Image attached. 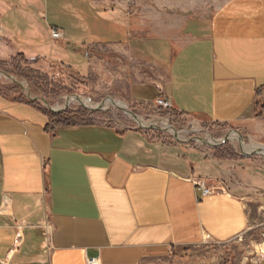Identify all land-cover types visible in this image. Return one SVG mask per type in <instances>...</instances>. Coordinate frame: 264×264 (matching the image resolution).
Segmentation results:
<instances>
[{
	"label": "crops",
	"instance_id": "crops-1",
	"mask_svg": "<svg viewBox=\"0 0 264 264\" xmlns=\"http://www.w3.org/2000/svg\"><path fill=\"white\" fill-rule=\"evenodd\" d=\"M9 1L0 2L2 38L37 60L44 29H14ZM55 1L48 25L72 42L93 13L84 0ZM183 34L181 45L155 43L171 57L150 97L203 125L264 133V0H228ZM48 125L40 107L0 92V264H143L264 227L263 167L179 155L103 125ZM195 181L215 194L203 197Z\"/></svg>",
	"mask_w": 264,
	"mask_h": 264
},
{
	"label": "rangeland",
	"instance_id": "rangeland-1",
	"mask_svg": "<svg viewBox=\"0 0 264 264\" xmlns=\"http://www.w3.org/2000/svg\"><path fill=\"white\" fill-rule=\"evenodd\" d=\"M5 1H0L3 6ZM84 1L86 12L91 11L93 18L88 19V29L72 33V38L69 37L72 42H68L64 35L57 42L50 37L52 27L48 24L58 14L55 0H46L49 19L43 10V0L9 1L8 8L14 14V29H38L39 25L44 29V42L48 44L38 51L31 47L33 52H39V58L32 60L15 54L0 33V51L4 52L0 55V70L21 82L26 90L0 75V92L15 100L34 103L27 99L26 95L30 93L32 98L47 102L48 106L35 102L47 111L49 108L64 109L68 98L75 96L92 104L89 108L105 103L101 112H92L85 109L82 102L71 101L67 111L75 120L103 125L117 133L140 134L145 142L160 150L231 163L251 162L248 165L264 168V153L251 157L242 153V149L251 154L264 146V133L239 131L243 137L242 149L238 138L213 148L201 141L217 145L238 130L197 123L172 110L158 108L155 97H150V87L162 89L171 57L166 54L165 47H158L155 43L181 45L188 22L210 19L228 0ZM63 24L65 31L73 32L71 24L65 21ZM60 59L64 61L63 65L59 64ZM109 99L122 103L147 125L163 129L164 125H169L185 143L177 142L171 132L140 129L122 110L106 105L111 102ZM84 110L93 114H85ZM263 255L264 227L246 232L229 243L209 242L178 257L143 264H261Z\"/></svg>",
	"mask_w": 264,
	"mask_h": 264
},
{
	"label": "water",
	"instance_id": "water-1",
	"mask_svg": "<svg viewBox=\"0 0 264 264\" xmlns=\"http://www.w3.org/2000/svg\"><path fill=\"white\" fill-rule=\"evenodd\" d=\"M0 75H1V76H4V77L7 78L8 80H10V81H12L13 83H15L16 85L20 86L24 91H26L25 88H24V86H23V84H22L21 82L17 81L13 76H11V75H9V74H7V73L1 71V70H0ZM26 96H27V99H28L29 101H31V102H41V103H43V105L48 106L47 102H46L44 99L32 98L31 95H30V93H28ZM74 98L77 99V100H81V98H80V97H77V96H75ZM71 99H72L71 97L68 98V100H67V102H66V104H65V108H64V109H62V110H55V109L49 108V111L52 112V113H56V114H57V113H63V112H65V111H67L68 108H69V106H70ZM109 101H111V102L113 103V105H116V102L113 101L112 99H109ZM104 105H105V103H102V104H100V105H99L98 107H96V108H89V107H87V106H85V105H82V106H83L85 109H88V110H90V111H92V112H101V111L103 110V108H104ZM115 108H116V107H115ZM117 108L120 109V110H122V111H123L126 115H128V116H129V117H130L135 123L138 124V121L141 120L137 115H135V114L132 113L131 111L127 110L126 108H122V107H117ZM138 126H139V128L142 129V130H148V131H150V130H158V131H165V132H168V129H163V128H161V127H158L157 125H147V124H146V126H143V125H139V124H138ZM170 128H171L172 131L174 132V138L176 139V141L179 142V143H181V144L185 143L184 141H181V140H180V138H179V133H178L177 131H175V129H173L172 127H170ZM235 133L239 136V139H240V145H241V149H242V148H243V137H242L241 133H239L238 131H235ZM229 140H230V139H229V136H227V137H225V138L223 139L222 143L217 144V145H213V144H210V143H206V142L203 141V140H202L201 142H202V143H205L206 145H208V146H210V147L215 148V147L222 146L224 143H226V142L229 141ZM189 142H190V141H189ZM242 153H243V155L246 156V157H251V156H256V155H258V153H255V152H252L251 154H246V153L243 151V149H242Z\"/></svg>",
	"mask_w": 264,
	"mask_h": 264
},
{
	"label": "built area",
	"instance_id": "built-area-1",
	"mask_svg": "<svg viewBox=\"0 0 264 264\" xmlns=\"http://www.w3.org/2000/svg\"><path fill=\"white\" fill-rule=\"evenodd\" d=\"M50 37L54 42L60 41L63 39V32L59 28L52 27V29L50 30ZM156 104H157L158 108H161L164 110H169V111L173 110L171 103L165 99H158L156 101ZM194 184L197 188L200 189L203 197H208L210 195L215 194V191L209 190L206 188V185L204 182L195 181ZM46 238H47V243H48L46 250H47V252H51L52 247H51V240H50V227L48 225L46 226ZM21 242H22V238L18 237V239L15 242L16 247L19 246L21 244ZM209 242H212V241H211L210 236H207L205 238L204 244L209 243ZM262 257L264 259V255ZM87 264H98V262L96 260H87Z\"/></svg>",
	"mask_w": 264,
	"mask_h": 264
},
{
	"label": "trees",
	"instance_id": "trees-1",
	"mask_svg": "<svg viewBox=\"0 0 264 264\" xmlns=\"http://www.w3.org/2000/svg\"><path fill=\"white\" fill-rule=\"evenodd\" d=\"M32 104H35V102ZM257 108H259V116L261 117L264 116V102L263 101L257 103ZM42 110L49 119V125L47 129L50 132H55L58 129H62V128H77V127L94 125L91 123H86L85 121L75 120L74 118H72L71 113H69L68 111L56 114V113L47 111L45 109H42ZM84 113L90 114V115L93 114L88 110H84ZM175 257H178V256H175Z\"/></svg>",
	"mask_w": 264,
	"mask_h": 264
},
{
	"label": "bare ground",
	"instance_id": "bare-ground-1",
	"mask_svg": "<svg viewBox=\"0 0 264 264\" xmlns=\"http://www.w3.org/2000/svg\"><path fill=\"white\" fill-rule=\"evenodd\" d=\"M72 99H73V100H71L72 102H82L83 105H86V106H88V107H90V105H92V104H90L88 101L83 100V99H81V100H77V99H75V98H72ZM106 105H110L111 107L114 106V107H116V108H117V107L126 108L122 103H116V105H113L112 102H109V103H107ZM138 124H139V125L146 126V123L143 122V120H139V121H138ZM164 128H165V129H168V132H171L172 134H174V132L172 131V129L170 128L169 125H164ZM233 134H235V135H232V134H231V136L229 137V139H230V140H237V138H238V140L240 141L239 136H238L236 133H233ZM243 148H244V145H243ZM243 150H244V149H243ZM244 151H245V150H244ZM247 152H248V151H247ZM255 153H258V155H259V153H264V147H260V149L257 150V151H255ZM259 156H260V155H259Z\"/></svg>",
	"mask_w": 264,
	"mask_h": 264
}]
</instances>
